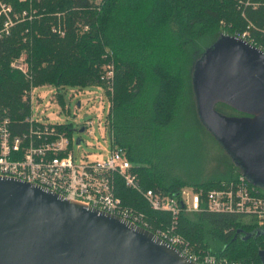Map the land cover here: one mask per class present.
I'll return each mask as SVG.
<instances>
[{
	"label": "trees",
	"instance_id": "obj_1",
	"mask_svg": "<svg viewBox=\"0 0 264 264\" xmlns=\"http://www.w3.org/2000/svg\"><path fill=\"white\" fill-rule=\"evenodd\" d=\"M2 1L11 10L12 25L4 31L7 19L0 16V117L9 119L14 133L26 131L22 122L29 111L24 94L31 84L57 91L102 88L110 102L107 119L113 144L126 152L144 190L169 193L185 186L207 190L242 175L232 166L222 181L187 185L168 180L153 165L151 151L156 137L187 101V86L196 109L193 67L222 34L240 35L252 24L251 36L264 51L263 6L242 11L235 0ZM22 55L31 83L11 68ZM110 65L113 80L108 86L102 77ZM58 101L63 102L60 94ZM216 110L236 115L225 105L219 104ZM256 188L264 196V188ZM115 191L124 205L152 221L170 223L168 214L151 211L137 192L121 182L117 181ZM178 232L196 248L217 257L260 264L264 228H257L244 215L181 214Z\"/></svg>",
	"mask_w": 264,
	"mask_h": 264
},
{
	"label": "water",
	"instance_id": "obj_2",
	"mask_svg": "<svg viewBox=\"0 0 264 264\" xmlns=\"http://www.w3.org/2000/svg\"><path fill=\"white\" fill-rule=\"evenodd\" d=\"M192 88L200 122L242 176L264 188V51L222 34L195 63ZM219 104L240 115L219 113ZM0 264L195 263L119 217L0 178Z\"/></svg>",
	"mask_w": 264,
	"mask_h": 264
},
{
	"label": "built area",
	"instance_id": "obj_3",
	"mask_svg": "<svg viewBox=\"0 0 264 264\" xmlns=\"http://www.w3.org/2000/svg\"><path fill=\"white\" fill-rule=\"evenodd\" d=\"M235 1L237 8L242 11L248 7L252 9L264 7V0ZM10 11L7 3L0 2V16L4 15L7 19L4 31L12 25ZM25 15L26 13H23V16ZM242 16H244L243 12ZM252 28V24H249L244 32L235 37L257 47V42L250 33ZM11 68L20 72L31 83L32 76L24 55L14 60ZM102 80L111 86L113 66L106 67ZM46 87L49 86L35 87L31 84L24 94V101L28 103L29 111L22 122L27 126L25 132L14 133L9 119L0 117V178L36 185L68 201L119 217L153 233L195 264H254L212 255L206 250L196 248L178 232L181 214L207 212L244 215L247 219H252L257 228L263 229L264 196L260 195L258 189L245 177L239 175L207 190L188 186L169 193L153 189L144 190L139 184L135 168L126 152L114 146L108 119L104 126L105 130H109L111 146L105 151V156L100 160H88L85 156L81 161L76 162L67 131L39 121L32 112L36 91ZM52 89L56 91L57 100L58 94L62 99L67 94V89L63 91ZM98 89L102 97L105 96L104 90ZM82 94V91L74 90L69 99L78 98ZM102 97L97 98L99 103L102 102ZM42 100V94L38 93L36 103L39 104ZM80 106L81 103L77 102V107ZM92 127L91 120H86L81 126L84 132L88 133ZM117 181L125 188L137 192L151 211L168 214L170 223L165 225L162 220L152 221L143 212L124 205L116 195Z\"/></svg>",
	"mask_w": 264,
	"mask_h": 264
},
{
	"label": "rangeland",
	"instance_id": "obj_4",
	"mask_svg": "<svg viewBox=\"0 0 264 264\" xmlns=\"http://www.w3.org/2000/svg\"><path fill=\"white\" fill-rule=\"evenodd\" d=\"M0 2L5 4L2 0ZM95 2L99 3L100 0ZM74 90L82 91L83 94L70 100L69 96ZM186 91L187 101L180 107L172 124L161 131L153 143V165L166 179L187 185L194 182L222 181L234 164L222 146L201 126L189 86ZM38 93L43 97L39 104L36 103ZM56 95V91L49 87L36 91L32 105L35 118L50 125L70 128L67 134L76 162L85 156L88 160H100L111 146L109 130H105L104 126L110 105L107 97H102L98 88H68L60 104ZM99 97H102L100 103L97 99ZM77 102L81 103L80 108L77 107ZM86 120L93 122L90 133L81 128Z\"/></svg>",
	"mask_w": 264,
	"mask_h": 264
},
{
	"label": "flooded vegetation",
	"instance_id": "obj_5",
	"mask_svg": "<svg viewBox=\"0 0 264 264\" xmlns=\"http://www.w3.org/2000/svg\"><path fill=\"white\" fill-rule=\"evenodd\" d=\"M234 112H235V111H234ZM235 114H236L235 116H239V115H240V114H239V113H237V112H235Z\"/></svg>",
	"mask_w": 264,
	"mask_h": 264
}]
</instances>
